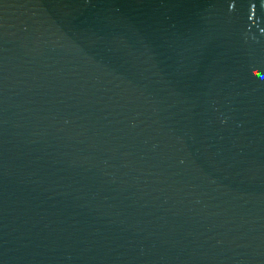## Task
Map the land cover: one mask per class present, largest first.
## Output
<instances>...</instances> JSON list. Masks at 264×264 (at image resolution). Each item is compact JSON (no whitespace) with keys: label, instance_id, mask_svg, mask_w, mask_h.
Returning <instances> with one entry per match:
<instances>
[{"label":"water","instance_id":"water-1","mask_svg":"<svg viewBox=\"0 0 264 264\" xmlns=\"http://www.w3.org/2000/svg\"><path fill=\"white\" fill-rule=\"evenodd\" d=\"M0 264H264V0H0Z\"/></svg>","mask_w":264,"mask_h":264}]
</instances>
